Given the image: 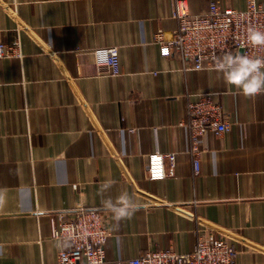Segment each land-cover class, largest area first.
<instances>
[{"label":"crops","instance_id":"1","mask_svg":"<svg viewBox=\"0 0 264 264\" xmlns=\"http://www.w3.org/2000/svg\"><path fill=\"white\" fill-rule=\"evenodd\" d=\"M176 1L0 0V35L22 52L0 59V264H59L69 242L52 236L54 218L81 206L104 210L108 262L188 252L212 233L238 249L235 264H264V93L245 97L215 68L161 54L154 35L177 30ZM212 1L249 4L186 3L200 15ZM107 45L119 46L117 76L95 64L92 49ZM206 92L232 128L204 136L195 174L180 122ZM157 150L176 153L175 173L152 180ZM122 192L142 207L117 222L101 201Z\"/></svg>","mask_w":264,"mask_h":264},{"label":"built area","instance_id":"2","mask_svg":"<svg viewBox=\"0 0 264 264\" xmlns=\"http://www.w3.org/2000/svg\"><path fill=\"white\" fill-rule=\"evenodd\" d=\"M243 10L224 6L217 1L200 15H191L186 0H177L173 16L179 21L177 30L166 39L164 32L154 35L163 56L177 55L186 70L214 69V58L227 52L249 57H264V47H254L248 41L250 28L264 31V2L248 0ZM19 40L8 44L0 35V59L20 56ZM242 49V51H241ZM99 72L117 76L121 73L119 46H97L92 49ZM187 117L180 122L186 129L189 150L193 155L195 174L201 170L202 142L209 131L222 134L230 131L232 123L226 118L213 94L206 92L194 101H188ZM167 159L170 167H166ZM175 152H151L148 156V178L162 179L175 173ZM53 221L52 236L68 241L58 251L59 264H123L108 262L105 244L110 230L105 223L104 210L81 206L75 215L67 218L59 213ZM194 248L188 252L174 249L147 251L129 260V264H235L238 249L227 239L215 234L200 233Z\"/></svg>","mask_w":264,"mask_h":264},{"label":"clouds","instance_id":"3","mask_svg":"<svg viewBox=\"0 0 264 264\" xmlns=\"http://www.w3.org/2000/svg\"><path fill=\"white\" fill-rule=\"evenodd\" d=\"M248 41L254 47H264V31L250 28ZM215 71L221 74L223 80L238 90V94L252 97L264 93V57H249L240 53L227 52L221 57L214 58ZM116 181L106 180L100 187V194L109 191ZM105 210L113 214V218L119 222L130 219L141 210V205L127 192H122L113 200L111 196L101 201Z\"/></svg>","mask_w":264,"mask_h":264},{"label":"water","instance_id":"4","mask_svg":"<svg viewBox=\"0 0 264 264\" xmlns=\"http://www.w3.org/2000/svg\"><path fill=\"white\" fill-rule=\"evenodd\" d=\"M241 51H242V49H241Z\"/></svg>","mask_w":264,"mask_h":264}]
</instances>
